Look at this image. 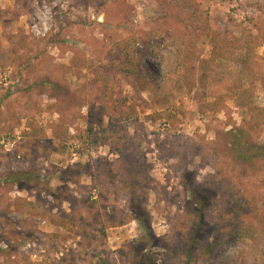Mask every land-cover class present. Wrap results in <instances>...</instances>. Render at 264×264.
I'll list each match as a JSON object with an SVG mask.
<instances>
[{
    "label": "rangeland",
    "instance_id": "obj_1",
    "mask_svg": "<svg viewBox=\"0 0 264 264\" xmlns=\"http://www.w3.org/2000/svg\"><path fill=\"white\" fill-rule=\"evenodd\" d=\"M127 40L136 77L111 54ZM240 99L264 110V0H0V264H164L186 186L209 226L238 196L263 209L264 164L226 148L235 129L264 146ZM193 260L264 264L243 243Z\"/></svg>",
    "mask_w": 264,
    "mask_h": 264
},
{
    "label": "trees",
    "instance_id": "obj_2",
    "mask_svg": "<svg viewBox=\"0 0 264 264\" xmlns=\"http://www.w3.org/2000/svg\"><path fill=\"white\" fill-rule=\"evenodd\" d=\"M190 6L191 2L195 5V0H182ZM136 41L130 40L117 43L111 49L114 59L119 64L126 67L129 76L136 77L138 61L131 52ZM247 44L246 56L241 59L242 69L251 72L249 64V53L253 47ZM239 106L247 107L252 114V122L256 125L260 122L261 116L264 117V110L254 108L248 100L240 99ZM264 126V118L262 121ZM248 133L242 129H235L226 134V148L230 151L232 159L239 166L248 169H258V165L264 164V146L254 143ZM246 174H244L245 176ZM18 177V176H17ZM195 186V185H193ZM193 186H186L189 190V206L186 208L185 216L190 220L191 226L187 230L183 239V253L168 251L167 260L164 264H194V257L201 260H209L215 257L217 250L232 243H243L253 250V254L260 253L264 257V208L259 209L256 205L238 196L230 199L226 207L223 205L217 212L218 227L209 226L207 213L211 210L214 198L208 191H198ZM136 221L142 230V241L147 246H154L155 237L152 233L151 225L145 215L136 214ZM261 224L262 226H258ZM263 247V248H260ZM182 252V250H181ZM150 258V257H149ZM152 264H158L155 257L150 258Z\"/></svg>",
    "mask_w": 264,
    "mask_h": 264
}]
</instances>
